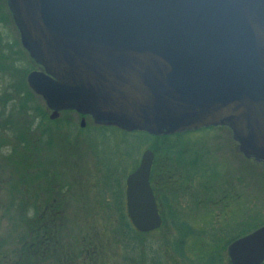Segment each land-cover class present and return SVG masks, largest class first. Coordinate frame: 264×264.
I'll return each mask as SVG.
<instances>
[{
	"label": "water",
	"instance_id": "1",
	"mask_svg": "<svg viewBox=\"0 0 264 264\" xmlns=\"http://www.w3.org/2000/svg\"><path fill=\"white\" fill-rule=\"evenodd\" d=\"M40 70L28 87L56 119L173 136L226 127L246 158L264 160V0H6ZM152 151L125 179L142 234L162 219ZM230 264L264 262V226L229 244Z\"/></svg>",
	"mask_w": 264,
	"mask_h": 264
},
{
	"label": "rangeland",
	"instance_id": "2",
	"mask_svg": "<svg viewBox=\"0 0 264 264\" xmlns=\"http://www.w3.org/2000/svg\"><path fill=\"white\" fill-rule=\"evenodd\" d=\"M1 34L4 42L16 38L20 43L19 33L12 17ZM33 67V71L37 70L35 66ZM50 114L48 110L46 119L41 122L36 115L28 120L34 121V137L38 140H47L45 143L48 142V145L43 148L38 145L40 150L36 148L29 155L19 151L23 159H30V162L26 161L24 166L37 165L39 169V177L34 180L29 179L32 187H28V199L21 195L23 191L17 180H11L8 184L10 187L0 188V253L9 254L19 234L25 230L21 212L30 210V204H40L48 199V193L45 192L48 183L43 174L47 171V173H58L61 178V182L51 181L54 189H59V185L65 182L70 186L73 185L72 198L64 215L69 239L73 241L80 236L87 238L93 235L96 243H101L102 254L98 264H123V250L120 249L117 241H112L110 236L112 232L103 228L108 222L104 220L105 214L102 219L101 214L98 215V209H102L99 203L112 202L111 196L114 195L112 192L115 193L121 187V182L125 193L124 177L133 169L136 160L138 166L144 151H151L148 145L152 140L140 135H128L118 130H109L105 133L95 127L96 124L91 118L86 119L85 126L80 131L81 120L76 113H60L54 120L49 119ZM46 131L49 132L47 137L42 136ZM171 143L177 145L176 147H183L181 151L184 155L198 156V163L201 165L209 163L215 170L213 190L209 192L207 182L202 177H199V181L194 186L192 179L188 177L186 166H176L172 175L166 177L167 183L173 184L168 190V195L175 194L176 203L173 208L178 211V216L176 214L173 217L169 216V221L177 224L186 221L190 223L195 233L194 237L187 239V243L185 239V244L182 243L179 248L185 252L186 259H189L188 264H203L208 258L207 254L215 245H219L220 241L257 225L249 221L248 215L253 216L249 208L257 214L264 199V173L259 170L258 165V167L254 163L252 164L255 166L247 165L242 162L243 159H239L234 150L235 141L231 132L225 128L194 131L192 134L172 140ZM9 152V146L2 150L1 167L4 164L5 168H11L15 172L17 168L11 162L3 161L4 156ZM202 160L205 163L201 162ZM164 165L168 167L166 161ZM242 169L245 174L246 193L245 201H241L243 202L241 206L237 175ZM49 176L53 177L51 174ZM187 180L189 181L185 183L186 188L183 193L179 185ZM162 183L165 181L160 179L159 184L156 185L159 193L162 192ZM22 201L25 202V206H22ZM255 220L260 222L259 213ZM160 228L157 233L145 238L143 246L146 250L148 243H151L153 251L158 250L166 260V257H169L166 255L167 245L174 231L172 229L171 232L167 231V225ZM124 241L128 247L134 248L131 256L138 257L137 241L133 239ZM225 253L223 255L227 257V250ZM181 261L187 264L184 260ZM167 263L173 264L171 260Z\"/></svg>",
	"mask_w": 264,
	"mask_h": 264
},
{
	"label": "trees",
	"instance_id": "3",
	"mask_svg": "<svg viewBox=\"0 0 264 264\" xmlns=\"http://www.w3.org/2000/svg\"><path fill=\"white\" fill-rule=\"evenodd\" d=\"M10 19L11 15L6 0H0V83H3L2 85L0 84V158L2 156V150L9 146L10 152L7 156H4L3 161L11 162L12 165L17 168L15 172L11 170V168H5L4 164L3 168L1 167L2 160H0V188L4 186L10 187L8 185L10 181L17 180L20 182L19 187L23 191L21 195L28 199V187L31 186L29 179H37L39 177V169L37 165L24 166V163L26 161L30 162V159H23L19 151L24 154L28 153L29 155V153L36 148L40 150L37 147L38 145H41L42 148L48 145V142L45 143L47 140H38L34 137V121H28L31 119V116L33 117L34 115H36L39 122L44 121L47 117L48 109L42 99L33 93L25 81L26 75L34 70L33 66L38 70L40 67L36 66L30 59L27 52L19 43V40L15 38L12 41L4 42L1 33L8 22H10ZM36 98H38V100ZM39 101H41V103ZM61 113L74 112L63 111ZM95 127L105 133L109 130H118L128 135H140L152 140L150 144L153 145H148V148L154 154L155 161L151 185L162 219L161 227L167 225V231L171 232V229L174 231V235L170 237V241L167 245L166 255L169 257H166V260L158 250L156 252L153 251L151 243H148L149 246L146 249V254L145 247L143 246L145 238L153 235V233H157L158 230L152 233L142 234L138 233L131 226L126 214L124 188L123 182H121V187H119L115 193L114 191L112 192L114 194L111 196L112 202L99 203L102 209H98L100 212H98V215L101 214L102 219L105 214L104 220L108 223L104 224L103 228L108 232H112V235H110L112 241H117L118 246L123 250V264H168L167 261L170 260L173 264H183L181 260H184L185 263L188 264L189 259H186L185 252H182L179 246H181L182 243L185 244V239L187 243V239L194 237L195 233L190 223L186 221H180V224L169 221V216L173 217L174 214L177 215L178 211H175L176 208H173V205L175 206L176 203L175 194L171 193V196L168 195V190L173 187V184L167 183L166 177L172 175L176 166H186L190 179L199 176L207 183L208 178L214 179L215 170L210 167L209 163L201 165L198 163V156L191 157L190 155H184L181 151L183 147L179 148L176 147L177 145L171 143L172 140L192 134L194 131L173 136L155 137L146 132H126L114 126L96 125ZM80 129V131L83 130V128ZM213 129L223 128H205L202 130ZM47 132L48 131L42 133V136L47 137L49 133ZM162 159L163 163H161ZM165 161L168 167L164 165ZM201 162L204 161L202 160ZM246 164L255 166L249 161H246ZM136 167L137 160L133 169L128 174L133 172ZM43 174L48 183L47 190H45V192L48 193V199L40 204H30V210L21 212L25 230L19 234L16 240L17 242L14 243L9 254L4 252L0 253V264H98L102 250L101 243H96L95 236L91 235L87 238H82V236H80L78 239H73V241L69 239L70 236L67 232L68 229L64 221V215L69 200L72 198L73 185L70 186L65 182L59 185V189H54L53 185H51V181L58 180L61 182L58 173H47V171H44ZM50 174L53 177H50ZM160 179L165 181V183H162L161 193H159L156 187ZM24 197H21V199ZM22 206H25L24 201H22ZM176 207L178 208V206ZM252 210V208H249L253 216L248 215V219L250 222H255L257 225L250 229L242 230L240 233L238 232L236 235L220 241V244L215 245L213 250L207 254L208 260L206 259V261L203 259V264H230L228 256L224 257L223 255L229 244L251 233L261 224L260 222H256L255 218L257 214ZM246 211L248 212L247 209ZM125 239L137 241V247L139 248L138 257L131 256L134 248L128 247L125 244ZM163 245L165 244L163 243Z\"/></svg>",
	"mask_w": 264,
	"mask_h": 264
},
{
	"label": "flooded vegetation",
	"instance_id": "4",
	"mask_svg": "<svg viewBox=\"0 0 264 264\" xmlns=\"http://www.w3.org/2000/svg\"><path fill=\"white\" fill-rule=\"evenodd\" d=\"M76 116L81 120L82 119V117L81 116H79V115H77L76 114ZM87 118H90V117H84V121H86V119ZM225 129H227L228 131H230V129L229 128H225ZM231 132V131H230ZM231 135H232V132H231ZM234 140V139H233ZM235 141V140H234ZM234 150H235V152H236V154H237V156L239 157V159H243V161L242 162H244V163H246V161H249V162H251V163H254V164H256V166L258 165L259 166V170L262 172V173H264V160H262V161H257V160H255V159H253V158H246L245 157V155L239 150V145H238V143L235 141V145H234ZM154 160H153V164H152V168H151V173H150V186H151V188H152V191H153V187H152V185H151V179H152V173H153V168H154ZM257 166V167H258ZM240 168H242V167H240ZM238 177V185H239V204L241 205V203L243 204V202L245 201V191H246V184H245V174L243 173V169L242 170H240V173L237 175ZM236 180V179H235ZM192 181H193V184H194V186H196V184H197V182L199 181V176H195L193 179H192ZM208 183H207V188H208V192L209 191H212L213 190V178H208ZM185 183H183V182H181L180 183V189H182V192L184 193L185 191H183L184 190V188H186V185H184ZM198 188H199V186H197ZM207 192V193H208ZM153 194H154V191H153ZM241 201H243V202H241ZM263 201H264V199L262 200V202H261V204H260V206H259V208H258V213L260 214V225L258 226V228H256L255 230H257V229H259V228H261V227H263L264 226V203H263ZM242 206V205H241ZM257 213V214H258ZM254 230V231H255ZM254 231H252V232H254ZM251 232V233H252ZM250 234V233H249ZM246 235H248V234H246ZM245 235V236H246ZM262 264H264V262L262 263Z\"/></svg>",
	"mask_w": 264,
	"mask_h": 264
}]
</instances>
